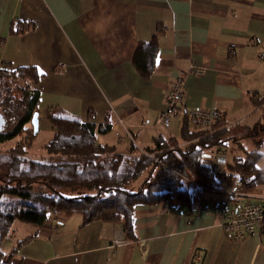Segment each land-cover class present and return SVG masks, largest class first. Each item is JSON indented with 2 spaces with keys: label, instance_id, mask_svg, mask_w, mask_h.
<instances>
[{
  "label": "crops",
  "instance_id": "crops-1",
  "mask_svg": "<svg viewBox=\"0 0 264 264\" xmlns=\"http://www.w3.org/2000/svg\"><path fill=\"white\" fill-rule=\"evenodd\" d=\"M154 37V67L144 79L132 56ZM263 47L264 0H0V65L37 68L38 120L61 108L109 124L96 140L118 153L179 136L183 117L171 116L166 127L156 119L182 72L184 107L221 109L224 124L256 127L264 113ZM193 66L203 74L188 73ZM247 190L248 199L264 200V188ZM197 204L188 213L136 204L130 238L119 222L82 223L77 214L41 228L14 222L2 250L11 264H264L259 233L231 241ZM120 232L124 242L112 245Z\"/></svg>",
  "mask_w": 264,
  "mask_h": 264
},
{
  "label": "trees",
  "instance_id": "trees-1",
  "mask_svg": "<svg viewBox=\"0 0 264 264\" xmlns=\"http://www.w3.org/2000/svg\"><path fill=\"white\" fill-rule=\"evenodd\" d=\"M156 52L155 37L140 41L135 47L132 63L144 79L153 71ZM20 76L30 86L21 91L19 98H13V82L8 79ZM40 76L33 65H0V114L6 119L0 142L19 136L14 145L0 151V264H11V255H6L2 244L15 221L41 228L55 218L77 214L82 223L119 222L126 238H130L133 209L138 203H161L172 210L169 202H174L175 209L179 206L188 213L197 201L195 191L200 194L198 199L201 190L217 189L223 181L239 183L246 189L264 187V166L257 164L262 156L258 149L233 156L224 172H211L210 150L224 147L228 139H238L231 132L237 124L226 125L223 118L208 127L196 128L183 117L179 136H157L153 145L142 152L131 146L130 153L124 154L116 152L113 145L96 140V134L104 133L109 124L82 121L54 108L47 114L53 135L43 144L45 153L30 156L26 146H30L35 135L30 119L38 110L39 89L34 86ZM138 179L136 188L129 190ZM187 183L194 184L196 190L186 188Z\"/></svg>",
  "mask_w": 264,
  "mask_h": 264
},
{
  "label": "built area",
  "instance_id": "built-area-1",
  "mask_svg": "<svg viewBox=\"0 0 264 264\" xmlns=\"http://www.w3.org/2000/svg\"><path fill=\"white\" fill-rule=\"evenodd\" d=\"M257 57L260 61H264V47L258 52ZM203 68L193 66L189 68L188 73L197 75L203 74ZM184 75L177 76L172 82L170 89L165 98V108L159 113L156 121L162 126H168L171 116L179 115L187 118L191 126L196 128H204L212 125L224 116L221 109H211L206 107L186 108L183 106L184 99ZM121 122V120H119ZM127 135L132 139L130 132ZM153 157V155H151ZM155 161L160 162L156 157ZM225 160V150L222 146H215L209 152V167L211 172L219 173ZM228 202H198L195 207L197 212L207 211L216 216L220 220V226L229 240L234 242H242L253 233H259L264 239V200L248 199L253 197L249 191L242 187L239 183L231 184L228 191ZM247 198V199H244ZM172 210L182 211L175 203L169 202ZM124 242V238L120 233H116L112 238V245H118Z\"/></svg>",
  "mask_w": 264,
  "mask_h": 264
},
{
  "label": "rangeland",
  "instance_id": "rangeland-1",
  "mask_svg": "<svg viewBox=\"0 0 264 264\" xmlns=\"http://www.w3.org/2000/svg\"><path fill=\"white\" fill-rule=\"evenodd\" d=\"M8 80L13 82V83L11 82L12 84L10 85V93L13 98H19L21 96V91L25 89L27 90L30 86V83L24 78V76H20L18 78L14 77ZM259 95L260 96L264 95V88H262ZM259 114L261 119H259V122L256 125V127L252 128L251 126H246L244 124H237L233 126V128L231 129L232 134L239 138L237 140L228 139L225 146L223 147L225 150V160L221 167L222 171L227 170V164L231 162L233 156H243L245 152L244 150L250 151L253 149H258L261 152L262 156L258 160L257 164L259 166H264V113L259 111L257 115ZM45 118L46 119L43 118L41 120H38L37 133L34 135V137H32L30 146H26L27 154L30 156L40 157L41 155H43L45 153L43 149V144L46 143L53 135V130L50 126L47 115H45ZM18 139L19 136L6 142H0V151H3L9 148L10 146L14 145L15 141H17ZM139 180L140 179L131 183L129 186V190H134ZM257 187L264 188L262 185H258ZM186 188H188L192 192L196 190L194 184L191 183H187ZM230 188H231V184L227 183L226 181H223L220 187L217 189L214 190L212 189L209 191L201 190L202 196L198 199L197 197L200 194L199 192L195 191V193H197L196 194L197 197L195 198V200H197V202H205V201L228 202L229 200L227 193L230 190ZM15 222L21 223L22 227L25 226V228L27 229L32 226L30 223H25L21 221H15ZM6 244L7 242L5 243L4 246H6Z\"/></svg>",
  "mask_w": 264,
  "mask_h": 264
},
{
  "label": "water",
  "instance_id": "water-1",
  "mask_svg": "<svg viewBox=\"0 0 264 264\" xmlns=\"http://www.w3.org/2000/svg\"><path fill=\"white\" fill-rule=\"evenodd\" d=\"M30 123L33 129V133L36 134L38 130V111L33 112L32 117L30 119ZM6 126L5 117L0 114V131Z\"/></svg>",
  "mask_w": 264,
  "mask_h": 264
},
{
  "label": "snow or ice",
  "instance_id": "snow-or-ice-1",
  "mask_svg": "<svg viewBox=\"0 0 264 264\" xmlns=\"http://www.w3.org/2000/svg\"><path fill=\"white\" fill-rule=\"evenodd\" d=\"M105 195H107V194H105Z\"/></svg>",
  "mask_w": 264,
  "mask_h": 264
}]
</instances>
